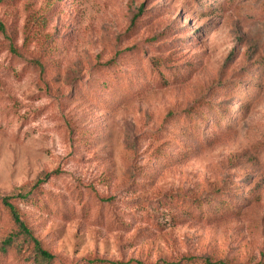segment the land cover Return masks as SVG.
Here are the masks:
<instances>
[{"label":"rangeland","instance_id":"1","mask_svg":"<svg viewBox=\"0 0 264 264\" xmlns=\"http://www.w3.org/2000/svg\"><path fill=\"white\" fill-rule=\"evenodd\" d=\"M35 183L54 264H264V0H3L0 198Z\"/></svg>","mask_w":264,"mask_h":264},{"label":"trees","instance_id":"2","mask_svg":"<svg viewBox=\"0 0 264 264\" xmlns=\"http://www.w3.org/2000/svg\"><path fill=\"white\" fill-rule=\"evenodd\" d=\"M3 0H0V4ZM34 13V12H32ZM33 19L41 17V15L36 16L35 13L33 14ZM32 19V20H33ZM208 102H199L197 104L203 105L207 104ZM199 105V106H200ZM197 107V106H196ZM196 107L192 108V112H198ZM38 183L26 191L25 193H17L6 195L0 198V205L6 211L8 217L12 221L14 225V229L4 236L1 235V226H0V238L2 239L0 242V249L5 253L7 251L14 252L18 256H23L25 254H29L26 258L32 259L37 262V264H54L56 259L55 255H53L43 244V242L37 238L33 234V230L29 226V223L26 218L23 217L21 213V207L19 205V200H26L31 199V195L35 188H37ZM175 201L181 206H185L188 208L186 211H191V208L195 210L197 217L202 220H221L230 214L232 209H229V206L226 203H221L215 205L212 209H203L199 206L200 201H192L189 198L185 197H178ZM192 214V213H191ZM193 215V214H192ZM32 256V258H30ZM135 264H144L140 261H134ZM82 264H129L123 261H111L106 260L100 257H88ZM220 264H228L222 263Z\"/></svg>","mask_w":264,"mask_h":264}]
</instances>
